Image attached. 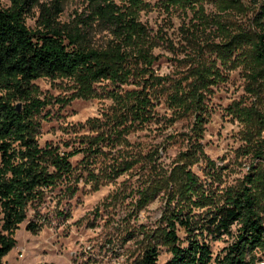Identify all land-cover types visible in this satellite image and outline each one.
<instances>
[{
  "label": "trees",
  "instance_id": "16d2710c",
  "mask_svg": "<svg viewBox=\"0 0 264 264\" xmlns=\"http://www.w3.org/2000/svg\"><path fill=\"white\" fill-rule=\"evenodd\" d=\"M9 1L10 7L0 9V264L15 247L14 234L29 211L35 220L25 230L36 234L50 222L41 215L46 203L55 202L52 216L65 219L69 211L62 202L72 199L80 184L97 191L134 170L140 172L130 192L134 207L157 197L163 200L156 228L139 233L135 264H157L159 247L170 255L163 264H254L256 253L264 254V0L245 6L239 0H162L167 9L198 6L199 24L217 32V42L205 45L215 60H196L178 79L153 70L156 58L150 53L149 33L137 15L145 7L143 0H82L91 10L90 19L112 33L101 49L88 42L91 23L64 29L55 22L67 0L48 6L45 0ZM205 2L217 8L215 18L204 16ZM33 9L39 12L40 29L35 31L25 25ZM248 11L253 15L250 25H227L230 13ZM216 62L222 68L240 67L245 91L253 98L226 109L241 125L236 157L250 161L233 184L225 183L226 167L211 160L201 144L209 117L207 96L222 79ZM40 78L70 79V100L98 97L95 85L107 81L114 86L107 93L111 105L99 117L72 126L73 137L61 146H41L37 117L53 101L37 97L34 81ZM125 85L135 88L122 90ZM18 101L24 103L19 111ZM161 103L171 110L165 122L192 119L187 133L168 137L183 144L168 167L159 152L167 138L146 149L129 140L161 120L156 111ZM76 156L81 159L73 166ZM195 166L201 167L202 177L193 171ZM219 241L226 245L213 253L212 245Z\"/></svg>",
  "mask_w": 264,
  "mask_h": 264
},
{
  "label": "rangeland",
  "instance_id": "374dc122",
  "mask_svg": "<svg viewBox=\"0 0 264 264\" xmlns=\"http://www.w3.org/2000/svg\"><path fill=\"white\" fill-rule=\"evenodd\" d=\"M143 1L145 7L137 15L149 33L150 53L156 58L153 64L155 73L178 79L186 75L196 60H215L214 54L205 45L217 42V32L214 28H208V25L204 28L199 24L198 6L193 10L179 7L167 9L162 0ZM239 1L245 6L251 0ZM52 2L53 0L44 1L46 6ZM10 5L9 0H0V9H6ZM90 12L88 5L82 0H67L63 2L55 22L64 29L74 25L81 27L80 22L91 23L88 37L90 46L94 49L104 48L113 39L112 33L106 25L95 19L91 20ZM202 12L208 19L215 18L214 14L218 13L210 2L202 4ZM38 16L37 9L26 16L25 25L29 30L40 29ZM252 17L250 11L245 14L233 12L227 16V25L247 27ZM216 67L222 79L211 87L207 96L209 117L201 144L204 153L211 160L226 167L223 178L225 183L233 184L247 171L250 161L236 157L235 152L242 145L241 125L226 109L236 101L249 104L253 98L245 91V74L240 67L222 68L218 62ZM34 85L39 99L50 98L53 101L37 117L39 128L36 137L41 146L46 142L61 146L64 141L72 138L70 128L87 119L99 117L111 105L107 93L114 90L113 85L103 81L95 85L98 97L70 100L74 91L70 79L40 78L34 81ZM133 88V85L121 87L122 90ZM62 99L71 102H55ZM23 104L15 102L16 109L19 107L20 110ZM156 111L161 120L148 124L143 130L129 136V140L146 149L165 143L167 138L166 147L160 148L159 152L161 162L168 167L178 151L183 149L180 138H177L176 143H171L168 137L187 133L192 119L187 117L171 123L165 122L163 119L171 116V110L163 103L157 106ZM80 159L81 156L72 158V165L75 166ZM193 171L202 177L200 166H195ZM139 173L134 170L123 174L114 181L105 183L97 191H91L89 184H80L75 196L62 202L69 211V217L65 219L52 216L55 202L46 203L41 215H47L50 222L36 234L25 230L27 222L35 220L33 211H29L27 221L14 234L15 247L3 258V264H135L142 239L139 233L143 229L156 228L163 208V200L159 197L140 209L134 207L135 195L130 192L138 183ZM179 236L183 237L181 231ZM225 245V241L214 243L213 253ZM159 251L157 264H163L170 255L164 247H159ZM256 258L254 264H264L263 253H256Z\"/></svg>",
  "mask_w": 264,
  "mask_h": 264
},
{
  "label": "water",
  "instance_id": "95a60500",
  "mask_svg": "<svg viewBox=\"0 0 264 264\" xmlns=\"http://www.w3.org/2000/svg\"><path fill=\"white\" fill-rule=\"evenodd\" d=\"M18 108H19V107H18ZM18 108H17V110H19Z\"/></svg>",
  "mask_w": 264,
  "mask_h": 264
}]
</instances>
